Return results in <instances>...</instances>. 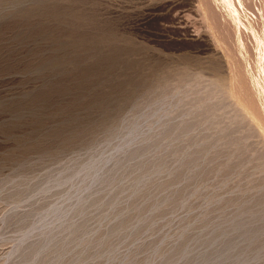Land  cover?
<instances>
[{"label": "rangeland", "instance_id": "rangeland-1", "mask_svg": "<svg viewBox=\"0 0 264 264\" xmlns=\"http://www.w3.org/2000/svg\"><path fill=\"white\" fill-rule=\"evenodd\" d=\"M0 264H264V0H0Z\"/></svg>", "mask_w": 264, "mask_h": 264}]
</instances>
